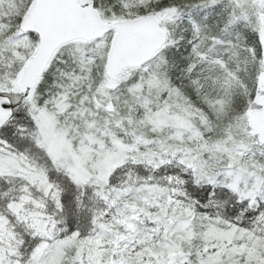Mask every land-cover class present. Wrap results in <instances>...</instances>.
<instances>
[{
	"label": "snow or ice",
	"instance_id": "6c2138e0",
	"mask_svg": "<svg viewBox=\"0 0 264 264\" xmlns=\"http://www.w3.org/2000/svg\"><path fill=\"white\" fill-rule=\"evenodd\" d=\"M0 264H264V0H0Z\"/></svg>",
	"mask_w": 264,
	"mask_h": 264
}]
</instances>
